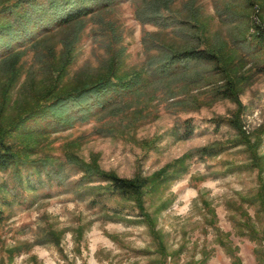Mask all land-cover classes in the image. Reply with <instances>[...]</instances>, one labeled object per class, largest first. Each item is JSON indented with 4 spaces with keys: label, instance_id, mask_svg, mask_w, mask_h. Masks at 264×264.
I'll list each match as a JSON object with an SVG mask.
<instances>
[{
    "label": "rangeland",
    "instance_id": "1",
    "mask_svg": "<svg viewBox=\"0 0 264 264\" xmlns=\"http://www.w3.org/2000/svg\"><path fill=\"white\" fill-rule=\"evenodd\" d=\"M138 8L161 10L170 22H143ZM257 24L264 0H117L39 36L36 47L5 60L0 50V133L31 163L20 173H37L47 160L68 170L66 183L38 190L19 187L14 169L0 170V264H264V73L253 64L264 51L237 67L252 73L240 84V106L213 95L219 81L207 78V66L147 83L68 127H54L51 116L15 130L44 99L112 72L134 75L169 48L205 43L239 59L231 40ZM203 147L221 151L202 155ZM67 157L157 183L143 209L118 195L93 205L90 188L105 183L79 182L83 170ZM162 169L167 177L155 176Z\"/></svg>",
    "mask_w": 264,
    "mask_h": 264
},
{
    "label": "trees",
    "instance_id": "2",
    "mask_svg": "<svg viewBox=\"0 0 264 264\" xmlns=\"http://www.w3.org/2000/svg\"><path fill=\"white\" fill-rule=\"evenodd\" d=\"M116 1L7 0L0 3V18L3 20L0 19V50L7 51L2 60L26 49L24 47L27 43V45L38 46L39 36L80 23L94 13L111 8ZM160 11L138 8L137 17L143 22L169 23L171 18ZM154 42L157 44L155 40ZM230 43L234 49L240 50L242 53L239 59L229 58V53L223 47L213 48L204 43L181 49L169 48L165 57L150 62L145 69H141L134 75L121 76L112 72L102 78L99 76V79H89L79 87L61 92L57 97L44 99L45 101L43 100L38 108L26 112L18 119L15 123V130L20 126H26L29 120L36 121L38 118L47 119L51 116L55 118L54 127L65 128L73 125L76 121L89 119L97 114L110 111L113 107L122 104L134 90L147 83L150 84L152 81L170 78L174 75H185L193 70H202V67L207 66L209 67L206 68L207 78L211 77V81H214L212 78L216 77L219 81L211 88L213 95L228 97L235 100L240 106L242 105L239 97L240 84L249 81L252 73L249 76L246 73L240 74L237 67L245 62L248 54L257 55L264 51V24H257L254 32L247 33L246 36L235 37ZM17 45L25 46L16 49ZM146 47H149L147 42ZM253 64L254 69L264 73V58H256ZM219 121L217 120V123H220ZM229 123L238 130H242L239 120L232 119ZM188 133L187 128L182 132L184 135H188ZM220 151L217 148H200V153L208 156L217 155ZM67 159V163L83 170L84 174L81 176V180H78L79 182L85 180L92 182L93 179H97L105 183L90 188L93 194L91 200L93 205L100 204L104 198L118 195L136 201L139 208L143 209L145 194L154 189L157 183L148 176L123 177L112 171L99 170L72 157H67ZM25 164H28L27 160L7 139L5 132L0 133V170L14 169L15 182L19 187L38 190L50 186L52 182L62 185L68 180V176L65 174L68 170L63 167L62 163L54 164L52 160L43 161L40 165L37 164V173L23 175L19 169ZM49 165H55V167H49ZM164 171V169L160 170L155 176L163 174ZM163 175V178H166L168 174ZM84 186L79 184V187ZM84 191L85 189L81 192ZM4 219V210L0 208V223Z\"/></svg>",
    "mask_w": 264,
    "mask_h": 264
}]
</instances>
